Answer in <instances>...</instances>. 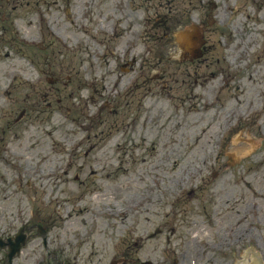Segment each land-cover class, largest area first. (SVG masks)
<instances>
[{"label":"rangeland","instance_id":"1","mask_svg":"<svg viewBox=\"0 0 264 264\" xmlns=\"http://www.w3.org/2000/svg\"><path fill=\"white\" fill-rule=\"evenodd\" d=\"M24 220L64 263L264 264V0H0V233Z\"/></svg>","mask_w":264,"mask_h":264},{"label":"flooded vegetation","instance_id":"2","mask_svg":"<svg viewBox=\"0 0 264 264\" xmlns=\"http://www.w3.org/2000/svg\"><path fill=\"white\" fill-rule=\"evenodd\" d=\"M32 224L36 223L30 221L25 223L24 220V223L19 224V229L12 231L11 234L7 235L6 233L4 235L0 233V237L1 235L4 237L3 241L5 243L8 244L11 242L13 245H15V247L18 243L21 245L19 250L14 253L9 262H7L5 259V251L0 250L2 251L0 253L2 255V257H0V264H64L63 260L58 258L59 252L62 251L61 247L57 244V242H55L53 236L48 235L47 231H44L43 236H41L36 228L27 227V225L30 226ZM21 227H23V230H20ZM18 234L23 235V240L16 242L15 237ZM37 238L40 239V241L37 242L40 248L34 247V250L37 254L32 255V245L34 246L36 242L35 240Z\"/></svg>","mask_w":264,"mask_h":264},{"label":"water","instance_id":"3","mask_svg":"<svg viewBox=\"0 0 264 264\" xmlns=\"http://www.w3.org/2000/svg\"><path fill=\"white\" fill-rule=\"evenodd\" d=\"M193 37L195 38L194 39L192 38L191 42L190 41L185 42V44H188V47L185 48L183 46V50L191 51V53H193L194 56H196L200 54L198 51V44H199L200 36L196 35ZM18 248H19V245H17L14 249H10V251L7 253L8 260L13 256L14 252L18 250ZM229 264H256V263L254 261V255L250 253L248 250H246L244 247H242L241 245H238Z\"/></svg>","mask_w":264,"mask_h":264},{"label":"bare ground","instance_id":"4","mask_svg":"<svg viewBox=\"0 0 264 264\" xmlns=\"http://www.w3.org/2000/svg\"><path fill=\"white\" fill-rule=\"evenodd\" d=\"M76 21H77V19L74 20V23H76ZM78 26H79V25H78ZM199 31H200L199 29H191V31H186V33H183V34H184L183 36H181V37H179V38H177V39L180 40L181 45H182L184 42H188V41H189V36H190L191 33H196V32L198 33ZM234 32L237 33V31H234ZM191 38H192V37H190V42H191ZM229 38H230V37H229ZM234 39L237 40L236 43H240L239 46H237V44L234 45V47H239V48H240V49H238V50L233 54V57H232V60H233V61H236L237 59H242V58L245 56L246 51H247V47H246V46H247V44H248L249 42H251V41L253 40V37H251L250 35H248V36L245 38V40H242V42H241V35L238 33V34L234 37ZM124 42H128V39H123V41L121 42V44H120V49H121V50H122V46H123ZM231 50H232V47H231ZM231 50H230V51H231ZM178 54H180L181 56H184V55H185L182 51H179ZM115 84H116V82H115ZM207 105H208V104L205 103L204 108H205ZM158 107L160 108L161 106L158 105ZM246 109H247V108H245V107H241V110H242V111H244V110H246ZM239 112H240V111H239ZM239 112H238V113H239ZM29 170H30L31 173H34V172L38 171L36 168H30ZM34 175H36V174H34ZM254 261H255L256 264H258V262H259L258 259L255 260V257H254Z\"/></svg>","mask_w":264,"mask_h":264}]
</instances>
